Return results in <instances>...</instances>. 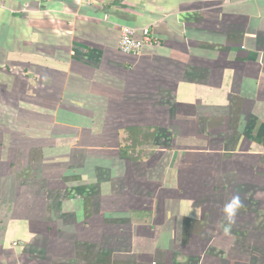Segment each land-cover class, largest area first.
<instances>
[{"label": "crops", "instance_id": "obj_1", "mask_svg": "<svg viewBox=\"0 0 264 264\" xmlns=\"http://www.w3.org/2000/svg\"><path fill=\"white\" fill-rule=\"evenodd\" d=\"M0 264H264V0H0Z\"/></svg>", "mask_w": 264, "mask_h": 264}, {"label": "built area", "instance_id": "obj_2", "mask_svg": "<svg viewBox=\"0 0 264 264\" xmlns=\"http://www.w3.org/2000/svg\"><path fill=\"white\" fill-rule=\"evenodd\" d=\"M153 40L150 30L144 28L138 31L132 26H123L120 38V50L128 55L139 56L145 45Z\"/></svg>", "mask_w": 264, "mask_h": 264}, {"label": "clouds", "instance_id": "obj_3", "mask_svg": "<svg viewBox=\"0 0 264 264\" xmlns=\"http://www.w3.org/2000/svg\"><path fill=\"white\" fill-rule=\"evenodd\" d=\"M242 206V201L239 195L233 196L230 201L224 204L223 212L227 221V223L223 225L225 234H228L231 231V225L235 222V217Z\"/></svg>", "mask_w": 264, "mask_h": 264}]
</instances>
